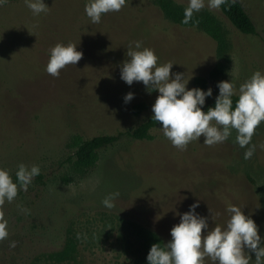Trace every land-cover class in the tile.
Returning <instances> with one entry per match:
<instances>
[{"label":"rangeland","instance_id":"obj_1","mask_svg":"<svg viewBox=\"0 0 264 264\" xmlns=\"http://www.w3.org/2000/svg\"><path fill=\"white\" fill-rule=\"evenodd\" d=\"M153 1L126 0L120 11L104 14L97 24L85 14L88 0H44L48 10L39 15L24 0L0 5V167L9 169L15 182L20 163L37 165L44 182L35 177L27 191L18 190L0 209L9 232L0 241V264H55L48 255L64 248L70 229L76 238L80 234L78 254L65 264H139V244L122 221L138 223L166 243L178 214L197 200L196 212L207 218L209 228L225 225V209L232 204L254 220L264 237V149L259 147L264 122L255 130L251 143L256 149L247 160L235 130L223 143L209 147L201 136L179 150L158 127L151 141L125 138L103 150L84 178L66 163L74 154L68 147L74 136L89 140L133 131L153 116L158 93H149L142 82L129 86L120 79L130 42L154 50L158 64L172 62L170 75L192 77L189 89L196 78L205 79V90L212 89L205 104L216 99L218 82L232 80L238 89L255 71L264 72V0H238L256 26L255 36L240 33L220 8H208L207 0L196 12L208 11L222 25L227 60L207 35L171 23ZM172 1L188 5V0ZM57 43L77 45L83 55L53 77L45 68ZM219 65L223 73L212 78ZM128 92L134 98L125 104ZM136 105L145 106L140 115L133 113ZM116 191L120 195L109 210L101 201ZM205 264L212 262L205 257Z\"/></svg>","mask_w":264,"mask_h":264},{"label":"clouds","instance_id":"obj_2","mask_svg":"<svg viewBox=\"0 0 264 264\" xmlns=\"http://www.w3.org/2000/svg\"><path fill=\"white\" fill-rule=\"evenodd\" d=\"M224 2L207 0V7L219 9ZM5 3L6 0H0V5ZM24 3L33 15L48 10L44 0H24ZM125 3L126 0H88L84 11L91 23L97 24L104 14L120 11ZM204 7L205 0H188L182 23H189L193 13ZM76 46L72 43H57L52 47L45 71L53 77H59L60 70L65 66L76 65L83 55ZM126 56L128 59L120 67V79L129 86L134 81L142 82L149 93H158L152 105L151 119L160 124L163 136L173 147L185 150L190 142L199 141L201 136L203 144L211 147L226 141L235 130L236 143L245 149L244 159L253 156L256 145L251 143L252 137L257 127L264 122V72L255 71L238 89L232 80L218 82L215 106L205 112L202 109L206 98L212 96L211 88H187L192 77H186L184 73L170 75L174 64H158L154 50L142 48L141 41L130 42ZM133 98L134 93L128 92L123 101L127 104ZM259 147L264 149V144ZM39 174L37 165L20 163L15 171L14 182L10 170L0 167V209L5 202L11 203L17 197L18 190L27 191ZM119 195L118 191L109 193L101 201L102 205L113 209ZM198 206L199 200L189 205L187 212L178 214L179 223L170 229L171 239L163 246L160 243L151 245L146 256L147 264H205V257L212 264H253L249 253L255 256L254 264H264V237L258 234L257 224L244 214L242 208L229 204L225 209L228 213L225 225L217 224L209 228L207 218L196 212ZM7 224L4 212L0 210V241L9 236ZM77 238H80V234H77ZM15 246V241L9 242V247Z\"/></svg>","mask_w":264,"mask_h":264},{"label":"trees","instance_id":"obj_3","mask_svg":"<svg viewBox=\"0 0 264 264\" xmlns=\"http://www.w3.org/2000/svg\"><path fill=\"white\" fill-rule=\"evenodd\" d=\"M154 5L159 8L163 16L171 23L183 28H196L207 35L217 44V51L220 57L227 60V53L229 50V43L224 33L220 22L208 11H202L200 13H193L192 20L189 23H182L184 9L186 7L175 4L172 0H154ZM220 10L223 15L231 22V24L244 35H258L256 26L251 17L238 0H225L220 6ZM224 67L219 65L211 73V77L215 78L222 74ZM194 86L205 90L206 80L203 78H196L194 80ZM236 96L233 97L235 102ZM215 106V100L205 104L202 111H207L208 108ZM144 105H136L133 108L135 115H140L144 111ZM148 118L144 123L140 124L136 129L129 132H119L116 135L98 136L92 139H85L82 136H74L68 147L74 150V154L66 161L70 165V168L78 177L84 178L92 170H94L99 161L100 153L103 150L116 146L120 141L125 138H129L136 141H151L153 139L152 131L160 124L154 120ZM37 180L41 185H44L43 176L39 174ZM124 227L129 231L139 244L140 257L139 264H147L146 256L152 244L160 243L163 246L164 240L155 232L150 229L132 222H123ZM78 254V240L72 230L67 232V240L64 248L61 251L48 255V260L55 264H65L76 259Z\"/></svg>","mask_w":264,"mask_h":264}]
</instances>
